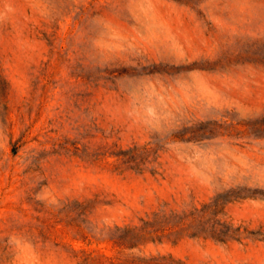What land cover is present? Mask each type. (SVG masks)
<instances>
[{"label":"rangeland","instance_id":"374dc122","mask_svg":"<svg viewBox=\"0 0 264 264\" xmlns=\"http://www.w3.org/2000/svg\"><path fill=\"white\" fill-rule=\"evenodd\" d=\"M0 264H264V0H0Z\"/></svg>","mask_w":264,"mask_h":264}]
</instances>
